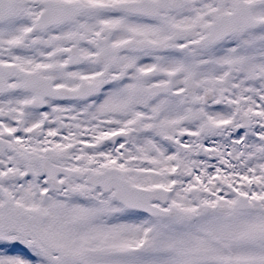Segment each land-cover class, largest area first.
Segmentation results:
<instances>
[{
	"label": "snow or ice",
	"instance_id": "obj_1",
	"mask_svg": "<svg viewBox=\"0 0 264 264\" xmlns=\"http://www.w3.org/2000/svg\"><path fill=\"white\" fill-rule=\"evenodd\" d=\"M0 264H264V0H0Z\"/></svg>",
	"mask_w": 264,
	"mask_h": 264
}]
</instances>
